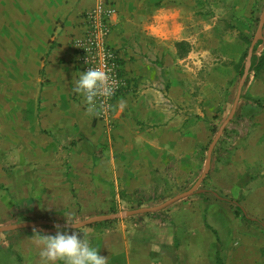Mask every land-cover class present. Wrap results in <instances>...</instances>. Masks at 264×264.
<instances>
[{"label":"rangeland","instance_id":"1","mask_svg":"<svg viewBox=\"0 0 264 264\" xmlns=\"http://www.w3.org/2000/svg\"><path fill=\"white\" fill-rule=\"evenodd\" d=\"M4 2L12 0H0V227L67 222V217L79 223L157 207L192 189L205 171L212 142L233 109L241 82L239 67L244 63L246 68L264 0H125L124 12L116 1L115 17L122 14L125 27L132 34L143 35L147 46L142 57L153 69L161 70L154 73L157 81L151 94L143 89L133 95L138 102L156 101L159 119L143 120L153 111L143 107L140 119L127 126L126 136L116 132L100 139L98 134L100 146L92 153L93 165L89 167L83 159L70 160L73 149L84 141L78 132L67 131L65 138H60L34 127L31 118L40 105L36 107L33 92H39L40 87L36 92L35 87L30 88L29 63L22 71L20 95L15 87L13 40L1 37L2 27L11 25L9 14L3 21L10 9ZM147 32L166 40L157 45ZM260 40H264V29ZM179 43L183 46L177 47ZM4 53L10 55L6 62ZM258 54L262 55V69L248 75L244 100L240 99L234 118L218 141L211 170L199 190L237 203L247 222L264 227V107L245 100L264 101V45ZM18 96L21 102L15 103ZM46 154L53 158L48 165L40 161ZM207 198L215 201L213 196ZM205 206L198 197L188 198L160 214L138 217L175 227L190 215L198 220L206 215L204 223L211 226L216 240L226 246L234 243V231L228 230L230 217H224L219 207H209L210 212L203 214ZM26 232L0 234V264H24L22 256L28 253V245L19 239ZM14 239L19 240L18 245H12Z\"/></svg>","mask_w":264,"mask_h":264},{"label":"crops","instance_id":"2","mask_svg":"<svg viewBox=\"0 0 264 264\" xmlns=\"http://www.w3.org/2000/svg\"><path fill=\"white\" fill-rule=\"evenodd\" d=\"M111 1L116 7L118 1L124 12L125 0ZM3 4L4 7L10 8L7 9V15L4 13L3 21L5 23L9 14L11 25L9 29L2 27L1 37L8 42L9 39L13 40L14 52L11 55L13 70L17 73L15 87L19 90L18 94L20 95L23 87L21 76L27 63L31 71L30 88L35 87L36 92L38 86L40 87L39 92H33L36 107L37 104L40 105L35 117L31 118L33 123L35 121L34 127H37L39 132L43 130L48 135L60 138H65L67 131L78 132L84 141L73 149L75 154L71 155L70 160L78 162V158L83 159L88 167L90 164L92 166L91 155L93 158L92 153L96 152L101 142L97 140L103 139L105 135L102 128L93 124L92 112L88 110L83 96L75 94L72 87L75 75L81 72L73 42L83 33V15L91 8L93 0H12ZM126 22L122 14L114 17L109 37L111 47L119 55L122 75L131 85L116 101L113 135L117 132L125 136L128 133L127 126L132 123L134 125V121L140 119L138 114L143 107L153 109L144 118L142 113L139 115L143 120L151 122L159 119V113L155 111L159 109L156 101L138 102L133 95L143 89H148L143 90L144 93L151 94L150 91L157 81L154 79V73L161 72L160 69H153L154 66L142 57V50L147 46L146 42H142L143 35L138 32L132 34L125 27ZM147 34L154 37L153 42L157 45L159 40H166L155 32ZM4 54L2 59L6 62L9 54ZM16 101L21 102L19 99L15 100V103ZM98 134L100 139H96ZM15 148L18 149L16 146ZM40 150L45 151L42 148ZM46 152L52 151L46 149ZM96 159V162L99 161ZM40 161L48 165L53 162V158L46 154ZM209 196H213L215 201L210 202L207 198ZM197 197L206 205L203 214L210 212L209 207H219L224 212V217H230L228 230L234 231L237 238L234 243L221 245L218 239L216 240L211 226L207 222L204 223L206 215L200 216L199 220L198 217L190 215L175 227L148 217L139 218L141 215H138L97 223L80 229V232L102 256L108 258L107 264H264V227L255 226L253 221L247 222L246 214L245 217L237 214V203H229L220 194L204 191L190 198L196 200ZM60 223L67 224L65 221ZM26 230L27 235L21 237L23 240L19 239L28 245V253L22 256L24 264H41L40 248L34 235H54L57 228L43 226ZM19 240L14 239L12 245H18ZM221 248L224 249L223 252Z\"/></svg>","mask_w":264,"mask_h":264},{"label":"built area","instance_id":"3","mask_svg":"<svg viewBox=\"0 0 264 264\" xmlns=\"http://www.w3.org/2000/svg\"><path fill=\"white\" fill-rule=\"evenodd\" d=\"M117 13V7L111 0H93L91 8L83 15V33L73 42L81 72L99 68L110 77L113 95L98 98L91 111L93 124L102 128L108 138L115 129L116 101L131 87L129 80L122 75L119 55L109 43L112 21ZM86 106L89 108L87 103Z\"/></svg>","mask_w":264,"mask_h":264},{"label":"clouds","instance_id":"4","mask_svg":"<svg viewBox=\"0 0 264 264\" xmlns=\"http://www.w3.org/2000/svg\"><path fill=\"white\" fill-rule=\"evenodd\" d=\"M73 81L72 91L83 96L89 111L94 109L98 98L111 97L114 92L108 73L99 68L78 72ZM80 228L79 223L67 217V224L63 229L57 226L54 235L36 233L41 264H107L108 258L90 244Z\"/></svg>","mask_w":264,"mask_h":264},{"label":"water","instance_id":"5","mask_svg":"<svg viewBox=\"0 0 264 264\" xmlns=\"http://www.w3.org/2000/svg\"><path fill=\"white\" fill-rule=\"evenodd\" d=\"M263 29H264V9H263L260 25H259V28L257 31V35H256V37H255V39H254V41L250 47V50H249V53H248V56L246 59V68L244 71V75L241 78V82L239 85V89H238V93H237V97H236L233 109L231 111V114H230L228 120L224 123V125L220 129L217 137L212 142V144L208 150V157H207V161H206L205 171H204L203 175L200 177V179L197 181V183L192 187V189H190L189 191H187L181 195H178V196L170 199L169 201H167L164 204L157 206V207L142 208V209L133 210V211H125L122 214L103 215V216H97V217L90 218L86 221L79 223L81 225L80 229L94 225V224H97V223L112 222V221H117L120 219H127V218L138 216V215L159 213V212H162V211L168 209L169 207L173 206L174 204H176L178 202H181L185 199L193 197L194 195H197V194L204 192L203 190H199V188L211 170L213 151H214L218 141L220 140L221 136L223 135V132H224L227 124L234 118V116L236 114L237 107H238L239 101H240L241 96H242V91H243L245 81H246L248 75L250 74V68L252 65L254 48H255L257 41L261 38V36L263 34ZM65 225L66 224L55 223V222H51V221H35V222L22 223V224H18V225L0 227V233H7V232H12V231H17V230H24V229H32V228L43 227V226H50V227H54V228H57V226H60L63 229Z\"/></svg>","mask_w":264,"mask_h":264},{"label":"trees","instance_id":"6","mask_svg":"<svg viewBox=\"0 0 264 264\" xmlns=\"http://www.w3.org/2000/svg\"><path fill=\"white\" fill-rule=\"evenodd\" d=\"M245 41L247 43H249V41L247 39H245ZM264 45V40H260L258 41V43L256 44L255 48H254V54H253V58H252V65L250 68V74L252 73H256L259 72L262 69V55L258 54V49ZM183 43H179L177 44V47H182ZM244 71H245V66L244 63H242L239 67V71H238V77L241 79L244 75ZM244 100V97H241ZM247 100V102L253 106H257V107H264V101L263 100H257V99H245ZM227 201V200H226ZM229 202V201H228ZM232 203V202H229ZM236 208V212L239 215H243L245 217V211L243 208H241L239 205L235 206Z\"/></svg>","mask_w":264,"mask_h":264}]
</instances>
